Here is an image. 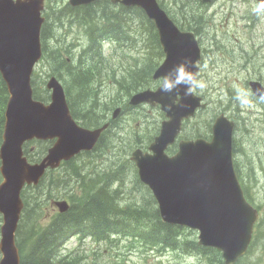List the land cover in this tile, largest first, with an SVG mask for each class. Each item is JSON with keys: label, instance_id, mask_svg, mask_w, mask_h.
I'll return each instance as SVG.
<instances>
[{"label": "trees", "instance_id": "1", "mask_svg": "<svg viewBox=\"0 0 264 264\" xmlns=\"http://www.w3.org/2000/svg\"><path fill=\"white\" fill-rule=\"evenodd\" d=\"M164 1L161 0L160 4L168 9L177 0ZM108 5L99 2L93 6L76 9V11L68 8L58 12L55 16L57 22H63L61 26L70 24L75 27L86 29V26H89L88 28H90L88 33L85 32L87 46L84 54L76 62L81 69H79V74H76L74 68L67 70L72 83L69 89L70 94H73L74 89H78L75 99L71 98L67 91L72 114L86 126L100 125L104 119V112L110 109L107 102L101 100V103H98L96 101V97L99 96L98 91H100L98 81L95 91H82L81 88L82 83L90 79L88 73L82 70L85 66L83 62L84 55L88 54L89 56L86 61L88 64H91L92 61L101 63L104 56L101 53L100 44L111 41V37H113L111 29L120 20L119 12L114 10L109 3ZM94 12L101 14H95ZM85 22L87 23L85 24ZM199 23L202 27V20ZM119 24L122 25L123 23L119 22ZM49 33L54 35L49 23H47L44 30L46 40L51 38V36L46 37ZM145 42L143 41L142 44ZM131 47H134V44H131ZM148 47L151 53L155 50V42L152 38L149 40ZM47 54L48 49H46L48 68L51 65L60 66L57 51L48 57ZM62 59L63 62L66 61L64 57ZM141 79L140 75L133 72L128 79L124 77L118 79L117 86L124 94H127L129 91L135 92L150 85L146 80L141 82ZM2 94L0 84V124L4 123L1 108ZM35 96L38 98L37 95ZM122 104L124 108L127 107L124 101H122ZM90 105H93L97 111H88L87 108ZM118 121H110V127L102 134L96 146L97 151L104 152L108 148L115 152L118 161H120L117 169L102 170L89 175L80 169L73 176L64 177L65 174H62L60 179L62 187L65 189V195L71 201V208L67 213L54 216L47 227H42L38 223L37 218L43 212L42 204L44 200L47 197L58 196L56 192L52 191V185L56 184L52 179L53 172L50 173L48 179L32 189L33 200L31 202L28 200V193H24L26 209L17 233V244L22 256L21 264H85L83 257L73 259L57 257V251L62 241L68 235L77 232L92 235L97 239L108 238L112 233L133 235L134 240L139 245L156 253L163 254L171 250L180 255L196 256L197 260L194 264H223L220 252L213 248L200 246L196 241L194 232L162 222L153 196L138 179L134 186L136 193L122 206L123 193L120 188L114 189L113 184L114 182H122L125 175L132 172L127 156L135 143H141V140H136L134 143L128 139L120 138L116 132H113V126ZM45 149L46 145H41L38 154H42ZM56 173L61 174L59 170ZM58 183L56 188L60 187V183ZM94 184L103 185L96 193L92 194ZM71 186L78 188L80 194L69 193ZM109 191L115 192L116 196L119 194L121 198L114 202L112 192ZM154 264L164 263L159 261Z\"/></svg>", "mask_w": 264, "mask_h": 264}, {"label": "water", "instance_id": "2", "mask_svg": "<svg viewBox=\"0 0 264 264\" xmlns=\"http://www.w3.org/2000/svg\"><path fill=\"white\" fill-rule=\"evenodd\" d=\"M36 48L27 50L34 54ZM155 96L144 92L132 98V104L150 101ZM13 111V132L16 145L12 152L2 153V171L6 178L0 187V211L4 213L3 239L0 248L4 252L1 264H19L14 245L21 201L20 189L25 182H37L47 165H54L61 158H69L81 148H89L100 131L88 132L78 129L72 122L62 90L54 89L53 104L49 108L33 102L32 96L22 97L15 103ZM222 123L217 127L220 129ZM37 136L48 138L59 136L60 141L41 165L29 166L23 159L21 143ZM199 155L180 152L167 160L165 155H144L141 150L133 154L139 167L141 180L154 191L160 204L161 215L166 222L187 225L201 231L200 244L211 246L223 252L225 264L234 263L244 253V244L249 238L250 223L257 213L244 200L242 191L230 169L226 172L225 132L220 129L214 146L206 148ZM193 157V160H189ZM165 161L168 166L166 169ZM177 168L176 176H170ZM166 170L162 177L161 170ZM182 175H186L183 177ZM187 177L196 182H186Z\"/></svg>", "mask_w": 264, "mask_h": 264}, {"label": "rangeland", "instance_id": "3", "mask_svg": "<svg viewBox=\"0 0 264 264\" xmlns=\"http://www.w3.org/2000/svg\"><path fill=\"white\" fill-rule=\"evenodd\" d=\"M231 1L232 0H220L216 4L217 19L215 22L219 26L218 31L220 33L228 34V32L230 31V27H231V33L234 34V37L241 38L243 35V30L241 29V27L239 25L235 24V18L236 17H234V19H233L234 23L232 25H231L230 19H229L230 20L229 24H227L226 22L224 23L226 16H229V11L227 9L220 10V7L222 5L227 7L231 3ZM234 11L237 12L238 9H234ZM132 24L134 25L133 28L136 29L137 28L136 21H133ZM124 25L129 26L128 18L125 19ZM65 30H68V29H65ZM202 30H203L205 35H207L209 33V30L207 29V27L204 24L202 26ZM70 31L73 32L74 38L76 40H78V41L83 40L84 34L81 33L76 27L70 28ZM129 40H131V39H129ZM66 45H67V43H66ZM107 45L108 44L103 45L102 51L105 48V46H107ZM75 49H77V48L71 46L70 44L67 45V47H66V50L68 51V55L74 54L73 52ZM140 51L146 52V48L144 47L143 44L139 45V43H138V44H134V47L127 48L126 53L127 54H135V53H138ZM107 53H113V52L111 51V49H108ZM153 53H154V51H152L151 54H153ZM87 58H88V55L85 56V61L87 60ZM94 65H95V67L93 65H91L90 68L94 70V72L97 76H99V79H98L99 86H102L109 80L110 75L114 72L113 64L111 63L109 58L105 57L104 61L101 64L94 63ZM42 76H44V74H42ZM211 76H213V74ZM144 78H145V75H144V77H142L141 80H143ZM96 87H97V81L94 79H91V78L87 79L86 82L82 83V85H81L82 91H91L92 92V91H95ZM102 92L103 91L100 90V93H99V97L101 98V100L106 99V100L111 101V102H114L116 99L122 100L121 98H118L120 91L113 90V91H110L109 93H107L106 95H104ZM127 97H128V94L123 95V101L124 102L127 100ZM234 97L237 98L236 94H234ZM216 103H218V100L213 99V106ZM87 110L90 112L97 111V109L94 108L93 105H90L87 108ZM135 112H137V111H135ZM138 112L139 113L140 112L146 113L148 115V117H146V119L141 117L142 119L148 120V121L151 120V118H152L151 112H149L147 110H138ZM107 113H108V115H110L109 111H107ZM80 115H82V114H80ZM131 117H134V115L131 114V115L123 116L121 123L124 124L125 127L134 128L137 130H140L141 127H147L150 125V122L149 123H141V121H138V122L133 121L131 119ZM203 123H204V121L200 120V124H203ZM119 127H120V125H119ZM259 129L260 128L253 129L249 132L242 131V132L238 133V148L240 149V154L238 155V159L240 160L242 165H243V163L246 164L249 160L256 158L259 154H261L264 151V136L262 135V133ZM147 134L149 135V132ZM133 135H134V143L136 140H142V138H140L141 134L134 133ZM88 162H89V160L87 158L84 159V163L87 164ZM102 185L94 184V190H92V194L96 193L97 190ZM257 185H258V189H257L258 193L256 196V200L258 202L264 201V177L263 176L259 177ZM109 192L110 193L112 192L114 202L117 201V199L121 198L119 194H118V196H116L115 192H113V191H109ZM258 243H259V240H258ZM74 245H75V240H73L69 246H74ZM252 258L254 260L253 264H264V257L254 256ZM110 259L112 261H114L116 264H141L143 262L144 256L138 252L131 253L130 251H127V249H125L124 247H121V248L116 249L115 251L112 252V254L110 255ZM147 260L152 262V261H154V258L149 257ZM165 260L173 263L174 257L172 255H169L166 257ZM181 263L182 264H188L189 261H188V259H183V260H177L175 262V264H181Z\"/></svg>", "mask_w": 264, "mask_h": 264}, {"label": "bare ground", "instance_id": "4", "mask_svg": "<svg viewBox=\"0 0 264 264\" xmlns=\"http://www.w3.org/2000/svg\"><path fill=\"white\" fill-rule=\"evenodd\" d=\"M164 2H166V0ZM160 3H161V0H160ZM159 5H160V8L166 9L164 6H163L164 7L163 8L161 6V4H159ZM56 14L57 13H54L52 16H49V18L46 21V24L49 23V27H50V29L53 30V33H54V35H51L50 33H49V35H46L47 38H49L51 36L50 39L46 40L48 54H49V55L47 54V57L53 55L54 52L57 51V57H58V61H59V65L60 66H52L51 65V67L48 68V69H49L50 73L59 75V76H61L65 80V82H66V88H67V91L69 92L70 91L69 89H70V86H71L72 83L70 82L71 79H70V77H69V75L67 73V70L70 69V68H74L76 70V74H79L80 66L77 65L76 62L84 54V50H85V48L87 46V41L85 42V40H87L86 39L85 32L88 33L90 28H88L89 26H86L87 27L86 29L83 28V27H76L81 33L84 34L85 39H84L83 42H85V43L80 48L75 49L74 52H73L74 54L68 55V51L66 50V47H67V45H69V43L67 42L66 39L61 38V36H59V32H60L61 29H67V26H68V30H70V28L75 27V26L70 25V24H67V26H61V24L63 22H57V20H55ZM86 23L87 22H85V24ZM149 40H150V38L147 39V40H145L146 42L143 45L146 48V52L149 53V54H151V51H150V49L148 47L149 46ZM66 43H67V45H66ZM105 44H109V43L108 42H105V43L102 42L100 44L101 53L103 52L102 51V47ZM141 44H142V42L139 43V45H141ZM127 48H131V45H129ZM63 56H66L68 58L69 63L68 62L67 63L66 62H63L64 61L62 59ZM85 56L86 55H84V60H83V62L85 63V66L82 68V70L83 71H86L91 79H94V80L98 81L99 76H97L95 74L94 70L90 68L91 65H93L95 67L94 63H97V62L92 61L91 64H88L86 62L87 60L85 61ZM88 58H89V56H88ZM104 59H105V56H104ZM104 59H103V61H104ZM101 63H97V64H101ZM77 93H78V89H74L72 95L69 92L71 98L73 97L74 99L76 98ZM127 94H128V97H127V100L125 101V104L128 105V104H130V102L132 100L133 92L129 91V92H127ZM236 97L238 99L240 97V94H237L236 93ZM96 101L98 103H101V99L99 97H96ZM218 104H219V101L212 108H215ZM154 137H155V135H154Z\"/></svg>", "mask_w": 264, "mask_h": 264}, {"label": "flooded vegetation", "instance_id": "5", "mask_svg": "<svg viewBox=\"0 0 264 264\" xmlns=\"http://www.w3.org/2000/svg\"><path fill=\"white\" fill-rule=\"evenodd\" d=\"M213 107V99H210L209 100V108H212Z\"/></svg>", "mask_w": 264, "mask_h": 264}]
</instances>
